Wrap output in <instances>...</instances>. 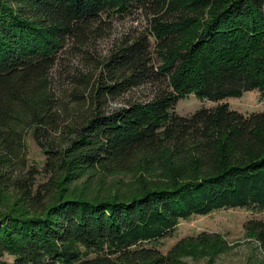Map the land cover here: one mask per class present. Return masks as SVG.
Segmentation results:
<instances>
[{
  "label": "trees",
  "instance_id": "obj_1",
  "mask_svg": "<svg viewBox=\"0 0 264 264\" xmlns=\"http://www.w3.org/2000/svg\"><path fill=\"white\" fill-rule=\"evenodd\" d=\"M142 15L151 30L93 58L70 105L58 95V66ZM253 91L264 98V0H0V264H180L189 241L210 243L163 254L182 220L264 213V112L226 102ZM191 94L216 106L177 114ZM245 229L264 249V220Z\"/></svg>",
  "mask_w": 264,
  "mask_h": 264
},
{
  "label": "rangeland",
  "instance_id": "obj_2",
  "mask_svg": "<svg viewBox=\"0 0 264 264\" xmlns=\"http://www.w3.org/2000/svg\"><path fill=\"white\" fill-rule=\"evenodd\" d=\"M152 24L146 16H136L134 18L115 19L109 33H105L98 41H93L90 49L83 48L87 54L79 51L74 56H70L65 71L62 65L54 70L55 90L58 95L64 96L70 105L73 102L71 93L79 88L75 79L82 75L89 74L95 70V60L99 56L105 58L109 51L117 43L128 35V33L148 32ZM109 36H106V35ZM64 51H62L63 53ZM64 56V53L61 57ZM156 67L161 65L159 59L154 55ZM150 90H135L129 97H124L118 101H108L106 110L123 107L128 99L145 100L149 97ZM91 97V96H90ZM93 98L90 100L93 101ZM226 102L233 110L239 111L244 115L251 113L264 112V98L257 92H247L242 97H232ZM74 104H72L73 106ZM216 106L210 101H200L193 94L182 98L175 106V111L181 116H189L197 110L212 108ZM88 108V107H87ZM27 145L31 163L42 168L46 160L43 151L37 146L35 141L29 136ZM120 180L125 184L130 183L131 176H121ZM117 183L108 182L104 188H115ZM97 186H99L97 184ZM128 188V186H125ZM128 191V190H127ZM250 220H264V213L249 211L246 209H232L213 212L207 216H193L188 220H182L173 237L163 240L160 248L166 254L175 244L184 238H197L203 236L209 239L210 243L203 240L190 242L189 248L180 257V264H264V249L259 242L250 238L246 234L245 225ZM147 264V263H138Z\"/></svg>",
  "mask_w": 264,
  "mask_h": 264
}]
</instances>
